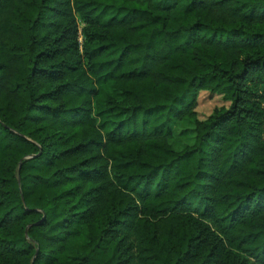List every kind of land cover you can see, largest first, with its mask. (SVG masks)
<instances>
[{
	"label": "trees",
	"instance_id": "1",
	"mask_svg": "<svg viewBox=\"0 0 264 264\" xmlns=\"http://www.w3.org/2000/svg\"><path fill=\"white\" fill-rule=\"evenodd\" d=\"M0 264H264V0H0Z\"/></svg>",
	"mask_w": 264,
	"mask_h": 264
},
{
	"label": "rangeland",
	"instance_id": "2",
	"mask_svg": "<svg viewBox=\"0 0 264 264\" xmlns=\"http://www.w3.org/2000/svg\"><path fill=\"white\" fill-rule=\"evenodd\" d=\"M222 106H229V102L223 98L222 94L201 91L197 97V117L201 120L206 119L215 108ZM171 131L172 137L170 142L175 149H181L184 145L193 143L195 134L190 121L182 120L175 122L171 127Z\"/></svg>",
	"mask_w": 264,
	"mask_h": 264
}]
</instances>
